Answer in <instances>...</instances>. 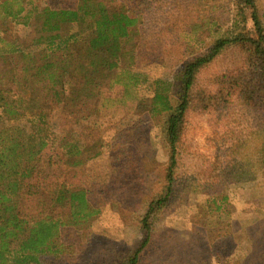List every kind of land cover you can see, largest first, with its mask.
<instances>
[{
	"label": "trees",
	"instance_id": "trees-1",
	"mask_svg": "<svg viewBox=\"0 0 264 264\" xmlns=\"http://www.w3.org/2000/svg\"><path fill=\"white\" fill-rule=\"evenodd\" d=\"M115 1L58 0L39 8L35 0H0V264H264V228L250 247L236 239L238 214L226 191L256 179L264 187L260 0H231L224 30L211 21L221 13L186 16L185 29L200 31L195 43L214 40L197 53L186 42L189 59L179 72L152 83L138 68L149 52L141 49L136 57L150 2ZM32 18L29 39H18L8 27L9 19L29 24ZM73 24L78 29L70 33ZM232 47L240 55L236 68L204 75ZM119 113L122 120L128 114L140 118L121 131L126 159L134 163L128 152L144 128L165 154L160 164L147 171L139 166L132 177L143 185L139 198L147 204L138 215L145 236L134 250L118 244L101 249L92 228L102 201L87 186L56 183L48 175L56 161L42 155L60 123L58 163L79 168L101 157L110 147L105 136L88 143L74 126L97 132ZM192 113L218 116L230 134V142L209 158L189 142ZM201 156L200 165L187 163ZM195 186L205 199L195 195ZM256 205L264 227V193ZM160 217H180L188 225L174 238L185 240L179 250L169 252L170 241L154 237L153 222Z\"/></svg>",
	"mask_w": 264,
	"mask_h": 264
},
{
	"label": "rangeland",
	"instance_id": "rangeland-1",
	"mask_svg": "<svg viewBox=\"0 0 264 264\" xmlns=\"http://www.w3.org/2000/svg\"><path fill=\"white\" fill-rule=\"evenodd\" d=\"M51 1L55 3L58 0H35L39 8L48 5L47 3ZM230 1L149 0V10L142 24V33L138 38L141 46L138 44L139 49L136 51V57L141 49L143 52H149V60L140 62L142 65L138 66L139 70L147 75L149 83L155 79L170 80L179 72L183 62L189 59L186 42L195 45V53H197L196 51L203 49V45L206 46L214 40L212 36V38L207 37L204 42L195 43L194 37L196 36L194 35H199L200 31L194 32L193 30L197 28H192V26L189 30L185 29L188 28L186 23L193 16L202 18L208 14L217 15L221 13L220 18L216 16L218 21L216 18L211 21L217 22L222 30L227 29L226 27L231 22L230 12L233 7ZM115 2L127 6L134 4L136 0H118ZM260 4L261 8L264 9V0H260ZM188 15L189 20L186 17ZM178 17L181 19L180 23L176 21ZM34 22V18L30 20L29 24L17 23L16 20L9 19L8 27L14 36L24 40L30 38ZM195 23L201 26L203 20L198 19ZM251 25L249 23V26ZM207 26L213 27L211 24ZM77 29V25L73 24L67 30L72 33ZM83 36L85 34L79 35V38ZM219 58L204 75H212L231 67L236 68L240 55L237 49L232 47L228 53ZM149 83L146 86L150 89ZM120 117L121 114L119 113L115 118H112L110 123H106L97 132L93 130L83 131L81 127H78L80 125L74 126L78 131L77 135H82L88 143H92L104 135L105 141H108L111 149H113L108 147L109 149L101 157L94 158L79 168H67L64 162L58 163V144L64 129L60 123L56 125L54 133L49 139V145L42 155L45 160L55 159V165L50 169L48 175L52 176L56 183L61 184L65 181L68 185L87 186L94 191L97 199L102 201V213L96 218L92 228L99 234L101 249H104L106 245L118 244L129 250H134L145 236L141 230L138 215L146 209L147 204L143 196L139 198L142 195L139 189L143 192V185H140V180L132 177L139 171L137 170L139 166L140 168L144 167V171H147L150 165L160 164L165 159V154L159 147V142L155 141L153 133L148 128H144L138 135L136 134L137 136L133 135L136 136V141L132 145L136 149L128 152L135 164L130 159H126V156L120 152L125 149L123 146L125 139L121 131L123 127L138 121L140 118L132 116V114L126 115L123 120ZM190 121L192 124L190 125L189 142L193 143V148H196L197 152L203 153L205 158L211 157L218 147L220 148L223 144L230 142V134L226 136L224 132L227 127L225 124H221L222 121L218 116L197 117L192 113ZM28 129L32 134L33 129L30 126ZM232 140L234 141V138ZM205 158L201 156L198 159H187V163L190 161V164L193 165L199 160L198 165H200ZM125 162H127V168L123 166ZM190 167L187 165L186 170L191 171ZM226 191L232 196L234 208L238 214L233 222L235 238L244 243L245 246L250 247L256 238L263 236L262 229L264 227L261 225L260 219L263 212L256 210V203L264 193L263 180L256 179L230 184L226 187ZM194 193H196L195 195L198 194L197 196L201 200L206 197L196 186ZM153 226V234L156 239L170 241L169 252L174 249L179 250V247L185 242L183 239L178 241L174 239L177 232L181 233L188 228V225L180 217L176 220L160 217L154 220ZM85 239L88 240V238ZM82 242L84 244V241Z\"/></svg>",
	"mask_w": 264,
	"mask_h": 264
}]
</instances>
